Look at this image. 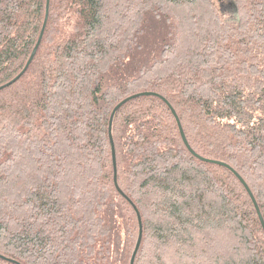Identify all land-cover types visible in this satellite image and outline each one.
Segmentation results:
<instances>
[{
	"label": "trees",
	"instance_id": "obj_1",
	"mask_svg": "<svg viewBox=\"0 0 264 264\" xmlns=\"http://www.w3.org/2000/svg\"><path fill=\"white\" fill-rule=\"evenodd\" d=\"M0 0V264H129L139 222L108 121L156 91L189 145L230 164L264 220V0ZM164 19L160 57L102 87ZM116 179L140 213L134 264H264V228L225 165L185 145L154 94L119 106Z\"/></svg>",
	"mask_w": 264,
	"mask_h": 264
},
{
	"label": "rangeland",
	"instance_id": "obj_2",
	"mask_svg": "<svg viewBox=\"0 0 264 264\" xmlns=\"http://www.w3.org/2000/svg\"><path fill=\"white\" fill-rule=\"evenodd\" d=\"M221 15L230 21L237 19L236 8L230 0H212ZM145 30L138 38L137 45L123 59L122 63L107 73L102 80V87L110 82L123 83L133 77L139 68L150 64L160 57L162 46L168 41V23L153 14L146 16Z\"/></svg>",
	"mask_w": 264,
	"mask_h": 264
},
{
	"label": "water",
	"instance_id": "obj_3",
	"mask_svg": "<svg viewBox=\"0 0 264 264\" xmlns=\"http://www.w3.org/2000/svg\"><path fill=\"white\" fill-rule=\"evenodd\" d=\"M47 10H48V0H47V3H46V11H45V18H44V22H43V25H42V28L40 30V33L38 35V38L36 40V43L35 45L33 46L32 50H31V53L24 65V67L21 69V71L16 74L12 79H10L8 82H6L5 84L3 85H6L10 82H12L13 80H15L24 70L25 68L27 67V65L29 64V62L31 61V59L33 58L35 52H36V49L38 47V44L40 42V39H41V36H42V32H43V29H44V23H45V19H46V16H47ZM144 94H154V95H157L159 97H161L166 103L167 105L170 107L171 109V112L173 113L175 119H176V122H177V125H178V128H179V131H180V135L182 137V140L184 141L185 145L188 147V149L193 153L195 154L196 156H198L199 158H202V159H206V160H209V161H212V162H216V163H219V164H222V165H225L226 167H228L230 170L233 171V173L237 176V178L241 181V183L244 185V187L246 188L247 192L249 193L250 197L252 198L253 200V203L256 207V210H257V213H258V216H259V219L261 221V224L264 228V220H263V217H262V214L260 212V209L257 205V202L254 198V195L251 191V189L249 188L247 182L244 180V178L230 165L228 164L227 162L225 161H222V160H218V159H210V158H205L201 155H199L196 151H194V149L189 145L187 139H186V136H185V133H184V130L182 128V125H181V122H180V119L174 109V107L170 104V102L163 96L161 95L160 93L156 92V91H151V90H143V91H139V92H135V93H132V94H129L127 96H125L124 98H122L121 100H119L112 108L111 112H110V116H109V121H108V134H109V138H110V142H111V153H112V163H113V181H114V184H115V187L117 188V190L132 204L133 208L135 209L136 211V214H137V217H138V222H139V231H138V236H137V239H136V242H135V245H134V248H133V251L131 253V256H130V260H129V264H134V259H135V255L138 251V248H139V245H140V241H141V236H142V225H141V219H140V213L138 211V208L136 207V205L133 203V201L128 197V195H126V193H124V191L120 188V186L118 185L117 183V179H116V157H115V146H114V141H113V138H112V133H111V125H112V119H113V116H114V113L116 111V109L121 106L124 102H126L127 100L133 98V97H136L138 95H144Z\"/></svg>",
	"mask_w": 264,
	"mask_h": 264
}]
</instances>
